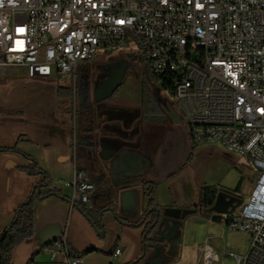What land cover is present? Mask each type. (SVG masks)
Listing matches in <instances>:
<instances>
[{
	"label": "built area",
	"instance_id": "2783aa9c",
	"mask_svg": "<svg viewBox=\"0 0 264 264\" xmlns=\"http://www.w3.org/2000/svg\"><path fill=\"white\" fill-rule=\"evenodd\" d=\"M127 38L138 48L127 54L169 90L192 146L218 144L259 169L225 227L248 236L235 264H264V0H0V75L74 76L97 50L112 53ZM64 186L71 205L87 204L95 189L82 172ZM46 251L82 263L63 236ZM196 251L197 264H221L208 243Z\"/></svg>",
	"mask_w": 264,
	"mask_h": 264
},
{
	"label": "crops",
	"instance_id": "0c3cea01",
	"mask_svg": "<svg viewBox=\"0 0 264 264\" xmlns=\"http://www.w3.org/2000/svg\"><path fill=\"white\" fill-rule=\"evenodd\" d=\"M15 75L25 77L22 70L13 69L0 75V148H15L19 152H0V233L11 222L17 206L27 198L33 185L40 180L39 176L27 173L26 168L31 162L23 155L34 160L38 168L47 175L50 188L59 191L65 199L52 196L35 202L33 236L13 250L11 264H27L32 257V264H65L61 256H56L52 260L46 251V245L61 236L65 240L68 252H73L71 256L81 257V264H127L136 260L142 250L144 227L143 225L132 227L124 222L140 219L147 208V199L143 197L142 187L137 184L118 190L114 201V213L106 210L100 215L102 235L99 236L97 234L99 231L93 228L80 210L70 204L68 200L71 189L64 186V182L72 180L74 172L84 173L95 189L113 185L115 173L113 165L112 163L107 165L104 161L111 159L114 153L104 150V142L124 139L129 143L133 141L132 136L123 138V134L117 132V127H114L116 131H112L110 126L103 127L99 122L102 119L99 120L98 113H95L94 131H90V124L86 123L79 131L80 135L78 132L76 137L73 120L76 111L72 118L68 100L57 98L56 94L54 111L50 113L49 118L41 117L30 121L20 106L14 108L6 106L7 91L21 85V82L12 80ZM173 120L175 124L181 121L177 109ZM175 128H170L169 132L164 133L165 139L167 137L169 139L168 149L162 152L163 156L158 157L156 150L152 153V164L144 177L146 182L157 183L154 204L160 210L171 205L189 207L196 204L198 198L199 187L195 183L194 173L189 170L190 163L185 165L181 162V170L172 175L173 177L166 176V172L177 158L179 141L183 140L185 147L186 143L191 146L187 129L184 135ZM77 140L80 141L79 144ZM103 152L107 158L102 157ZM87 155L92 161L90 167L93 168V165L97 164L103 168L98 177L93 176L88 169V163L82 161V157L88 159ZM175 182H178L180 187H175ZM84 207L92 217H95L97 208L92 198ZM114 214L123 223L119 222ZM204 222L210 220L197 216L185 220L183 227L185 242L181 243L179 258L173 264H197L196 247L201 244L187 243V230L193 223ZM245 235L246 245L241 250V255L246 252L248 246V236ZM211 247L219 255L216 247ZM116 248H120L121 253L113 259L111 255ZM89 250L92 251L87 252ZM224 255L229 259V264H235L232 256L226 253Z\"/></svg>",
	"mask_w": 264,
	"mask_h": 264
},
{
	"label": "rangeland",
	"instance_id": "374dc122",
	"mask_svg": "<svg viewBox=\"0 0 264 264\" xmlns=\"http://www.w3.org/2000/svg\"><path fill=\"white\" fill-rule=\"evenodd\" d=\"M136 50L138 48L134 41L127 38L125 44L117 51L103 54L97 50L91 62L77 66L76 76H52L42 79L15 75L12 80L21 82V85L7 91L6 106H20L30 121L41 117L49 118L56 103L55 86H59V98L68 100L72 118L75 111L79 114L89 107H94L98 119H102L99 122L103 127L110 126L112 131H116L114 127H117V132H121L123 138L132 136L133 141L129 143L124 139L104 142V150L114 153L111 159L104 161L105 164L112 163L114 171L129 165L128 171L125 172L127 175L145 177L152 164V153L156 150L159 157L168 149L169 139H165L164 133L176 127L177 131L185 135L187 128L182 121L177 124L173 122L177 109L175 101L169 90L162 88L154 80L147 62L141 56L134 61L129 59L127 53ZM13 70L19 71L17 68ZM114 71L118 72L114 74L115 77L118 75L116 86L119 84L116 93L95 99L99 96V91L106 87ZM182 142L183 140H180L178 143V155L173 162L181 158L185 165L190 163L189 170L194 173L195 183L199 188H238L242 202L247 201L260 173L251 161L239 154L227 152L218 144H203L197 147L191 145L194 148L192 151L187 143L184 150ZM191 152L192 158L189 161ZM88 153L90 154V151ZM82 158L83 162L88 163V169L93 176L98 177L103 168L94 163L93 168L90 167L92 161L89 155L87 160ZM174 186L180 187L178 182H175ZM227 219V215H218L216 222L191 224L187 230V243H208L209 246L216 247L221 264H229V259L224 254L232 257L241 255V250L246 245V235L225 229L223 226ZM184 235L185 229L182 230V244L185 242Z\"/></svg>",
	"mask_w": 264,
	"mask_h": 264
},
{
	"label": "trees",
	"instance_id": "16d2710c",
	"mask_svg": "<svg viewBox=\"0 0 264 264\" xmlns=\"http://www.w3.org/2000/svg\"><path fill=\"white\" fill-rule=\"evenodd\" d=\"M131 57V56H130ZM132 58V57H131ZM136 60V59H135ZM76 76V72L75 75ZM156 82L157 80L154 79ZM162 88L166 89L163 84H159ZM119 84L112 90L110 95L116 93ZM57 98L60 97L59 88L56 89ZM94 114L95 111L93 108L80 112L79 114L75 113V128H76V137L80 130L84 128L86 123L90 124V131H94ZM80 140L81 137L79 136ZM80 141L77 140L79 144ZM82 143V142H81ZM194 148H192V151ZM0 152H17L15 148H0ZM31 163L26 168V171L29 175H36L40 177L38 183L34 184L27 198L17 206L14 210L11 222L9 225L4 228L0 233V264H11V257L13 250L24 242L27 239H30L33 236L34 228V205L37 201H42L48 197H58L65 199V197L57 190L50 188V182L47 175L38 168L36 163L30 157L23 155ZM192 158V152L190 153L189 161ZM182 165L179 170H181ZM115 181L118 185L112 186L108 185L107 187L101 186L96 188L95 191L88 194V198H92L95 203V217H92L91 214L84 207L85 204L75 201L72 203V206L77 207L80 212L88 219L93 228L97 231L102 230L100 224V215L106 210L114 209V201L116 196V191L121 187H131L139 184L143 190V197L147 199V208L145 209L142 217L134 222H124L128 226L140 227L143 217L149 213L150 208L154 207V193L157 183L155 182H146L143 175H127L126 173L119 174L118 171H115L113 174ZM225 193L226 195L239 196L238 188L227 189L224 187L218 186H204L198 189V198L197 203L189 207H176L171 205L165 209H172L174 216H163L167 220L168 224H178L179 228L177 232L168 240H158L151 236L149 227L152 223L150 221L144 228L142 234V250L140 256L127 264H173L179 258L182 230L185 223V220L192 216L200 217L204 220H210L211 217V207L214 204L215 197L218 193ZM69 201V200H68ZM70 202V201H69ZM103 203V205H101ZM115 215V214H114ZM116 216V215H115ZM150 216L153 217V213H150ZM116 219L123 223V221L116 216ZM53 242V241H52ZM52 242L48 243V247ZM89 250L87 252H90ZM70 255L73 252H69ZM33 263V257L27 262V264Z\"/></svg>",
	"mask_w": 264,
	"mask_h": 264
},
{
	"label": "water",
	"instance_id": "95a60500",
	"mask_svg": "<svg viewBox=\"0 0 264 264\" xmlns=\"http://www.w3.org/2000/svg\"><path fill=\"white\" fill-rule=\"evenodd\" d=\"M128 57H130V56H128ZM135 59L136 58L133 56L131 58V61H134ZM117 79H118V75L115 77L113 82H111L112 78H110V80L107 82L106 87L99 91V93H98L99 96H97L95 99H99V98H102L104 96L110 95L113 88L116 87ZM182 143H183V149L185 150L186 147H185L184 141ZM101 155L103 158L108 157V156H105L104 152ZM181 162H182L181 158L178 159L177 161L173 162L172 167H171L170 171H168L166 173V176L175 175L180 169ZM120 164H121V160H120ZM128 169H129V165H125L124 167L119 169L118 173L123 174V173L127 172ZM116 185H118V183L114 179V184L112 186H116ZM121 188H126V187H121ZM121 188H119V189H121ZM118 190L116 191V193L118 192ZM115 198H116V196H115ZM241 202H242L241 198H239L237 196L226 195L225 193H222V192L218 193L215 197L214 204L210 209V211L212 213L211 217H210V221L216 222L218 215H227L228 216V215L232 214L235 211V209L238 206H240ZM109 210L114 213V209H109ZM150 213H153V217L150 216ZM142 215H141V217H142ZM163 216H174V212L172 209H165L163 211V209L160 210L156 206H154V207L150 208L149 213L143 217V220L141 221V225H143V227L145 228V226L150 221H152L147 233L151 232V236L153 238L159 237L160 240H162V239L168 240V237L171 234V232H170L169 224L167 223V220L165 218H162ZM165 231H166V233L164 234ZM97 234L99 236H101L102 230L97 232Z\"/></svg>",
	"mask_w": 264,
	"mask_h": 264
},
{
	"label": "flooded vegetation",
	"instance_id": "af4514ba",
	"mask_svg": "<svg viewBox=\"0 0 264 264\" xmlns=\"http://www.w3.org/2000/svg\"><path fill=\"white\" fill-rule=\"evenodd\" d=\"M129 56V55H128ZM131 57H133V56H131ZM131 57H129V59L131 60ZM118 72L117 71H114L113 72V75L111 76V78H112V80H111V82H113V80L115 79V75L117 74ZM115 74V75H114ZM110 82V83H111ZM90 108H93V110L95 111V113H97V111H96V109L94 108V107H89L88 109H90ZM87 110V109H86ZM83 112V111H82ZM169 228H170V232H171V234L169 235V237H168V239H170L176 232H177V230H178V228H179V225L178 224H169ZM166 233V231L164 232V234ZM163 236V235H162ZM156 239H158V240H160V238L159 237H156ZM163 240V239H162ZM165 240V239H164Z\"/></svg>",
	"mask_w": 264,
	"mask_h": 264
}]
</instances>
